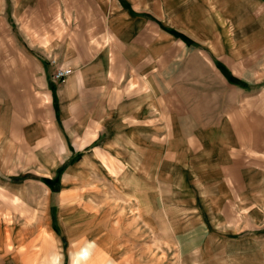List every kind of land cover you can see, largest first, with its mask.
Instances as JSON below:
<instances>
[{"label":"crops","instance_id":"crops-1","mask_svg":"<svg viewBox=\"0 0 264 264\" xmlns=\"http://www.w3.org/2000/svg\"><path fill=\"white\" fill-rule=\"evenodd\" d=\"M247 1L248 22L259 24L256 36L264 0H56L61 8L52 23L47 13V27L63 33L45 46L55 47L57 66L71 67L64 79L52 80L54 66L39 61L31 44L16 37L1 42L0 165L6 171L0 175L18 173L14 158L22 152L34 158L29 164L43 165L37 157H52L55 142L84 161L128 149L140 157L143 174L158 180L184 173L195 188L213 191L210 201L192 204L227 224L231 213L247 207L246 228L254 230V175L261 172L233 153L262 138L245 108L246 94L264 88V40L247 47ZM247 57L253 73H247ZM209 149L224 151L227 162L186 166L191 154ZM26 185L0 178V188L20 201L32 200ZM20 231L7 228L0 249L22 245Z\"/></svg>","mask_w":264,"mask_h":264},{"label":"rangeland","instance_id":"rangeland-1","mask_svg":"<svg viewBox=\"0 0 264 264\" xmlns=\"http://www.w3.org/2000/svg\"><path fill=\"white\" fill-rule=\"evenodd\" d=\"M51 2L0 0V49L4 48V38L16 37L20 43L31 44L37 59L55 70L60 58L55 47L45 45L50 38L60 39L63 31L47 27V13L52 23L51 15L61 8L56 0ZM246 4L247 47L251 50L254 39L264 40V4L260 34L256 36L253 32L259 24L254 27L248 22V1ZM34 12L37 27L29 24ZM52 58L56 59L54 64ZM22 63L24 70L28 63ZM254 69L247 57V73ZM259 92L246 94L245 108L246 114L256 117L260 124L261 141L247 140L233 152L241 165L261 172L254 175V230L246 228L247 207H242L241 213H231L227 224L221 215H209L207 207L193 205L192 201H210L213 191L195 188L192 178L184 173L166 179L161 176L158 181L142 173L140 157L128 149L102 151L99 158L84 161L74 153L63 152L61 143L55 142L52 157H37L43 165L29 164L34 158L22 152L14 158L18 173L0 175L2 182L5 178L16 183L25 180L27 189L23 191L32 196L31 201H20L0 188V235L14 227L15 231L21 228L25 238L15 250L12 244L1 248L0 263L264 264V88ZM246 121L253 120L246 117ZM224 162V151L209 149L195 157L191 154L186 166L206 169ZM5 168L0 165V169ZM27 170L30 172L24 173ZM180 178L183 187L177 189ZM87 247L88 258L81 257L79 253Z\"/></svg>","mask_w":264,"mask_h":264},{"label":"built area","instance_id":"built-area-1","mask_svg":"<svg viewBox=\"0 0 264 264\" xmlns=\"http://www.w3.org/2000/svg\"><path fill=\"white\" fill-rule=\"evenodd\" d=\"M56 62L55 58L51 59V63L54 64ZM71 73V68L69 67H61L57 66L52 74V80L54 82L60 81L64 79L67 75Z\"/></svg>","mask_w":264,"mask_h":264},{"label":"bare ground","instance_id":"bare-ground-1","mask_svg":"<svg viewBox=\"0 0 264 264\" xmlns=\"http://www.w3.org/2000/svg\"><path fill=\"white\" fill-rule=\"evenodd\" d=\"M89 252H90V249L87 247V248H85V250L81 251V252L79 253V255H80L81 257L85 256V258H88V256H89ZM111 263H112V262H110V264H111Z\"/></svg>","mask_w":264,"mask_h":264}]
</instances>
